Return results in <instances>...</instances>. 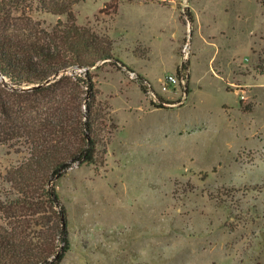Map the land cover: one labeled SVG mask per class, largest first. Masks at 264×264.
Segmentation results:
<instances>
[{
	"label": "rangeland",
	"instance_id": "rangeland-1",
	"mask_svg": "<svg viewBox=\"0 0 264 264\" xmlns=\"http://www.w3.org/2000/svg\"><path fill=\"white\" fill-rule=\"evenodd\" d=\"M39 5L35 20L67 19ZM74 12L125 67L93 69L110 120L100 162L57 181L72 242L61 264H264V0H85ZM187 45L186 85L165 86ZM26 156L0 144V176Z\"/></svg>",
	"mask_w": 264,
	"mask_h": 264
},
{
	"label": "trees",
	"instance_id": "trees-1",
	"mask_svg": "<svg viewBox=\"0 0 264 264\" xmlns=\"http://www.w3.org/2000/svg\"><path fill=\"white\" fill-rule=\"evenodd\" d=\"M83 1L39 0L41 11L67 16L49 26L28 14L34 0H0V144L28 152L0 176V264L62 263L72 242L57 181L102 158L110 119L93 69L125 64L109 36L77 23Z\"/></svg>",
	"mask_w": 264,
	"mask_h": 264
},
{
	"label": "built area",
	"instance_id": "built-area-1",
	"mask_svg": "<svg viewBox=\"0 0 264 264\" xmlns=\"http://www.w3.org/2000/svg\"><path fill=\"white\" fill-rule=\"evenodd\" d=\"M189 57H190V48L187 45L184 49V56H183V61L181 64V70L175 73L167 74L165 86L167 84H169L170 86H174V87L186 85L188 81V70L184 68V64L188 61Z\"/></svg>",
	"mask_w": 264,
	"mask_h": 264
}]
</instances>
